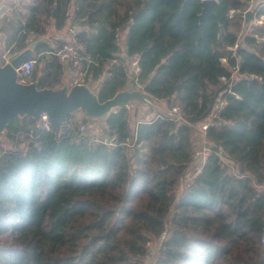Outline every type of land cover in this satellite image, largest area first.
<instances>
[{
  "label": "trees",
  "instance_id": "16d2710c",
  "mask_svg": "<svg viewBox=\"0 0 264 264\" xmlns=\"http://www.w3.org/2000/svg\"><path fill=\"white\" fill-rule=\"evenodd\" d=\"M251 6L216 0L217 18L201 21L203 0H34L27 14L0 18L15 52L47 35L51 22L62 31L74 8L77 32L56 46L41 43L26 82L59 88L57 51L81 44L92 57L82 82L104 101L128 87L139 54L140 89L184 114L178 120L144 104L143 114L120 107L102 120L120 141L135 142L134 163L121 145L75 138L77 123L47 129L31 115L14 117L0 154V264H141L147 241L166 225L154 264L264 262V22L243 35ZM253 11L260 19L264 0ZM223 99L205 133L212 153L179 192L200 165L199 126Z\"/></svg>",
  "mask_w": 264,
  "mask_h": 264
},
{
  "label": "water",
  "instance_id": "95a60500",
  "mask_svg": "<svg viewBox=\"0 0 264 264\" xmlns=\"http://www.w3.org/2000/svg\"><path fill=\"white\" fill-rule=\"evenodd\" d=\"M215 2L216 0H203L201 21L208 14L217 18L213 10ZM55 13L56 9H54ZM251 13L252 11L249 10L247 16ZM2 40L0 33V54ZM49 40V37L36 38L26 48L12 53L6 63L0 64V135L4 134L7 126L16 116L31 115L36 120H40L41 114L46 112L53 124L61 125L66 130L70 115L80 109L85 111L89 119L105 120L115 108L127 107L132 100L153 103L154 98L142 89L126 88L102 101L85 83L52 88L39 87L37 81H21L19 73L22 72L20 67L23 62L33 56L41 43Z\"/></svg>",
  "mask_w": 264,
  "mask_h": 264
},
{
  "label": "built area",
  "instance_id": "2783aa9c",
  "mask_svg": "<svg viewBox=\"0 0 264 264\" xmlns=\"http://www.w3.org/2000/svg\"><path fill=\"white\" fill-rule=\"evenodd\" d=\"M236 10L232 9L230 10L229 15L233 16ZM238 12V11H237ZM243 16L246 17V12L243 13ZM32 40V39H31ZM13 52L11 51L10 48L7 49L5 53H3L0 56V64H4L8 61V58ZM57 56L59 57L60 61L64 64L69 66V62H72L75 66H79L82 61L86 60L87 65L84 69L77 68L75 70H70V67H68V70L70 72H74L76 76L80 75L81 79L83 81L84 76L87 73V67L90 62H92V57H90L87 54L83 53V46L81 44L75 46L71 44L70 46L65 45L62 49H59L57 51ZM3 60L4 62L2 63ZM222 61L226 62V58H223ZM130 66L132 67L134 77H135V83L138 84V73H139V54H136L131 57L130 59ZM37 64V58L31 57L23 64L21 65V70L22 72L19 73V78L21 81L26 82L25 78L30 77L33 74L34 68L36 67ZM223 80H226L225 77H223ZM79 83V80H75L74 84ZM83 83V82H81ZM139 85V84H138ZM129 89H133V84H129ZM227 104V100L223 99L221 100L216 107V111L213 112L210 115V118L205 120L201 125H200V130L204 133H206L207 129L216 123V119L218 117L217 112L223 108ZM169 116L174 117L175 119L178 120H184V114L181 111L179 106H170L169 111H168ZM43 122V126L46 127L47 129H50L52 126V121L50 120L48 114L46 112H43L41 114V118ZM97 119H91L89 121H84L83 119L77 120V119H68V127L72 128L74 123H77V130L75 131L74 135L75 138L80 139V138H85L94 141L95 143H100L104 144L108 147H116L118 145L123 146L124 148V154L127 156V158L130 160L131 163H134L137 159V152H136V144L135 142H131L130 140L126 141H120V135L117 132L110 131L106 128V125L102 122V120ZM198 151V152H197ZM196 153H194L195 157H200L205 163L208 159V157L212 153V148L208 145H204L200 150H197ZM219 154H221L223 159H225L226 153L223 150H220ZM202 171V167L195 172H191L187 175L186 177V186H190L193 184L194 180L197 178L199 173ZM167 230H168V225L165 226V229L163 230L162 234L158 237L149 239L146 243V251L149 255L153 256L156 252V244H162L163 241L167 237ZM155 239V240H154ZM264 240V237H263Z\"/></svg>",
  "mask_w": 264,
  "mask_h": 264
},
{
  "label": "rangeland",
  "instance_id": "374dc122",
  "mask_svg": "<svg viewBox=\"0 0 264 264\" xmlns=\"http://www.w3.org/2000/svg\"><path fill=\"white\" fill-rule=\"evenodd\" d=\"M33 2H34V0H0V18L2 16H4L5 14H8V17H10L9 16L10 13L7 12L8 9H11V11H13V10L21 11V12H24L25 14H27L28 11H29V5H32ZM13 6H15V8ZM71 14L72 15L69 18L66 27L62 31L57 32L55 30L54 23L51 22L50 24L47 25V28H48L47 35L38 36L37 38L49 37L50 38V40H49L50 41V45H52V46L59 45L61 43V40L66 41V40H69L71 37L73 38L74 34L77 32L76 26L73 25V21H75L74 8H72ZM0 33H1L2 38H3L2 44H1L2 45V51H1V54H0V56H1L3 53H5L7 51L8 48L11 49V47H13V46L7 47V43H8L7 34H8V32H4L3 33V32L0 31ZM29 40H31V39H29ZM67 45L70 46L71 43H69ZM1 61H2V63L4 62L3 60H1ZM63 64H64V62H63ZM130 64H131V62L129 63V66H130ZM68 67H70V66L63 65L61 81L59 83H57V87L62 86L63 84L68 85L70 87V86H72L74 84L75 80H77V79L79 80V83L82 82L81 76L80 75L76 76L74 72L71 73L70 72L71 69L68 70ZM134 79H135V77H134V73H133V74H131V80H130L129 84H131V85L133 84V90H140L139 85L135 83ZM127 88H129V87H127ZM158 102L159 103H157V101H155V99H154L153 103L150 104V105L155 106L158 109H160L161 111H166L168 113V111H169L168 107L169 106L166 105L165 101L160 100ZM144 104L147 105L148 103H145L143 101L135 99V100L130 101L129 106H131L133 111L138 109L139 111H142L141 114H143V112H145L146 109H147L146 108L147 106L144 105ZM154 113L149 114V115L151 116ZM74 118L77 119V120L83 119V111H82V109L74 112V114L72 116V119H74ZM98 120L99 119H97L96 121H98ZM68 123L69 122L67 121V124ZM199 131L202 133V131L200 130V126H199ZM201 133H199L196 136V138H195V145H194L195 146L194 150L196 149L195 153H196L197 150H200V148H202L204 145H206L208 143V139L205 137V133H203V135ZM3 135L4 134L0 135V154H1V150L6 148L9 145V143L7 142L5 137H3ZM20 148H26V145L23 143V145H20ZM195 166L196 165L194 164L193 167H195ZM185 185H186V178L182 182V186H181V189L179 190V192L182 191V187H184ZM173 211H174V209H172L171 213H173ZM171 217H172V214L169 216L168 221H170ZM167 224H169V222ZM168 235H169V228L167 230V236ZM153 238H155V237H153ZM150 239H152V238H150ZM161 245L162 244H159V243L156 244V247H155L156 252H155V254L153 256L149 255L147 253V251H146V255L141 260V264H154L156 259H157V255H158L159 248H160Z\"/></svg>",
  "mask_w": 264,
  "mask_h": 264
},
{
  "label": "crops",
  "instance_id": "0c3cea01",
  "mask_svg": "<svg viewBox=\"0 0 264 264\" xmlns=\"http://www.w3.org/2000/svg\"><path fill=\"white\" fill-rule=\"evenodd\" d=\"M262 0H252V6H251V8L249 9V10H251L252 11V13L249 15V16H247V13H248V11L246 12V23H245V27H244V29H243V35H245L247 32H249L250 30H251V26L253 25V24H261V23H263L264 22V15L260 18V19H258V18H256V16H255V14H254V11H253V9L261 2ZM14 8H15V6H13ZM15 10H13V11H11V9H8L7 10V12L8 13H10V15H12L13 14V12H14ZM33 40H30L29 41V44L32 42ZM29 44L27 45V46H29ZM14 45H15V43H14ZM18 51V50H17ZM16 52V51H15ZM14 53V52H13ZM34 53H35V51H34ZM50 52H46L45 54H43L44 55V57H43V59H45L46 61H49L50 60ZM34 55V54H33ZM61 81V80H60ZM59 81V82H60ZM63 85H65V84H63ZM62 85V86H63ZM61 87V86H60ZM21 145H23V144H21ZM195 161H199L200 162V165L196 168V170H198V169H200L201 167H202V165H203V161L201 160V158H197L196 157V159H195ZM195 170V171H196ZM194 171V172H195Z\"/></svg>",
  "mask_w": 264,
  "mask_h": 264
}]
</instances>
